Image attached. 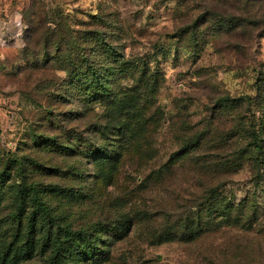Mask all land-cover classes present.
I'll list each match as a JSON object with an SVG mask.
<instances>
[{
  "label": "rangeland",
  "instance_id": "374dc122",
  "mask_svg": "<svg viewBox=\"0 0 264 264\" xmlns=\"http://www.w3.org/2000/svg\"><path fill=\"white\" fill-rule=\"evenodd\" d=\"M212 5L264 16L263 0H12L0 12V264H49L44 247L25 242L36 198L60 225L101 235L96 259H105L73 264H264V103L245 98L264 72V33L254 30L250 62L237 67L227 31L210 36ZM91 28L93 38L83 32ZM62 32L72 72L59 68L68 63ZM104 39L156 74L154 90L148 80L121 96L110 122L80 75L87 60L104 61ZM132 83L113 77L112 87ZM91 144L112 156H84ZM213 185L238 209L209 208ZM18 195L27 197L20 217Z\"/></svg>",
  "mask_w": 264,
  "mask_h": 264
},
{
  "label": "trees",
  "instance_id": "16d2710c",
  "mask_svg": "<svg viewBox=\"0 0 264 264\" xmlns=\"http://www.w3.org/2000/svg\"><path fill=\"white\" fill-rule=\"evenodd\" d=\"M248 1L249 0H237V3L242 2L243 4H246ZM212 7L214 9H209V22H213L211 24L212 27L210 28V36L214 40L218 38L217 33L221 29H225V31H227V34H225L227 45L225 47H228L227 52H231L230 54L236 62L237 67L250 62L249 48L257 36L254 30L258 29L264 33V16H256L254 13H248L247 11L244 12L240 19L239 16L236 17L232 13H221V11L215 9V5H212ZM99 15L106 16L105 13H100ZM90 16L99 19L100 24H105L101 19L103 16L98 17L97 12L92 13ZM236 19H239L238 22H236ZM238 24L241 26L240 28L242 30L239 32L230 31ZM30 32V28L25 29L24 32V38L27 45H29L28 42H30ZM83 32L84 34H87L88 37L93 38L95 35L94 33H97L98 31L95 28H91L89 29V32ZM43 33V44L45 45L48 43V37L51 33L47 27H44ZM100 35L105 38V33L103 31ZM63 36L64 38L62 42L64 43V50L62 51L63 53L64 51H67V53L66 55L64 53L63 57H60V60L65 57V60H68V63L59 68L72 72L75 69L74 62L72 61L73 57L68 55L69 49L72 47H65L67 40H65V33L62 32V37ZM102 42V44L106 47H99V50L104 61H101L97 65H91L87 60L84 69L80 72V75L82 76L81 80L83 79L84 82L83 89L86 100L90 102L104 103L103 105L105 106L107 105L109 109L107 110L105 117L106 120L110 122V120H113L114 112L118 107H120L121 102L118 100H120L121 96L126 92H136L139 87L146 86L148 84V80L151 82L149 91L154 90L156 88V74H154L155 72L149 73L147 76V74H145V69H143V65H140V62L138 63V61L131 62L121 47L115 48L109 43L111 41L108 42L105 39ZM54 49V52L61 51V47L57 42ZM129 69L135 71L134 76H132L133 71H129ZM70 76L76 77L77 74L73 73L70 74ZM119 76L131 78L133 83L129 84L127 87H122L121 89H113V77L119 78ZM262 91H264V72L259 70L255 81V93L252 95H246L245 98L247 102H253L255 106H261V104L264 103V97L261 95ZM139 92H142V89ZM225 101L226 100L224 99V102ZM227 104L229 106L230 102H227ZM89 114L90 113H87L86 116H89ZM224 123L225 121L223 120V124ZM219 126L220 119L215 122L214 129L217 130ZM95 130H98L97 127ZM88 145L84 147L82 154L84 156H88V158L92 160L109 159L113 154L112 150L109 149L108 146H96L93 144L90 146ZM258 147H260V145ZM87 163H90V161L87 160ZM217 187V185H213L209 189V208L214 210H218L219 207L224 208L227 214L233 208L238 209L237 206L240 205V201L234 202L227 195L223 199H217ZM229 195H231V193ZM26 198L27 197L25 195H18L16 210V216L18 217H20L21 213L24 212L21 210H24L23 205ZM35 202H37L35 207L36 210L34 209L31 213H29L26 220L27 231L25 242L34 243L36 241L37 244L44 247V250H47L48 252L49 264H73V259L76 256H81L82 259L88 260L89 262L99 260L96 259V257L97 254H99L98 249L101 248L99 247L101 235L95 231H89L84 228L71 229L67 225H60L56 222L55 215L51 213V209L48 205H46L45 201H41L39 198H36ZM220 216L222 217L226 215ZM232 220V218L230 219V214L227 215L226 221L228 223H226V225H232L230 224ZM233 222H235V225H242L244 224L245 219L234 217ZM197 226L198 225L194 226V229L187 226L188 233H191L192 230L196 231V229L199 228ZM103 259H105V257H103L102 254L99 261Z\"/></svg>",
  "mask_w": 264,
  "mask_h": 264
},
{
  "label": "crops",
  "instance_id": "0c3cea01",
  "mask_svg": "<svg viewBox=\"0 0 264 264\" xmlns=\"http://www.w3.org/2000/svg\"><path fill=\"white\" fill-rule=\"evenodd\" d=\"M12 2V0H0V12H5L6 10V7ZM1 14V13H0ZM5 14V13H3ZM0 18H2L0 16ZM6 19H9V20H6L7 21V26L8 29H12V24H10V18H6ZM2 22L1 23H4L5 19L2 18L0 19ZM0 34H2V31H0Z\"/></svg>",
  "mask_w": 264,
  "mask_h": 264
},
{
  "label": "built area",
  "instance_id": "2783aa9c",
  "mask_svg": "<svg viewBox=\"0 0 264 264\" xmlns=\"http://www.w3.org/2000/svg\"><path fill=\"white\" fill-rule=\"evenodd\" d=\"M16 23L18 24L19 22L16 21ZM6 40L3 37H0V44L4 43Z\"/></svg>",
  "mask_w": 264,
  "mask_h": 264
}]
</instances>
